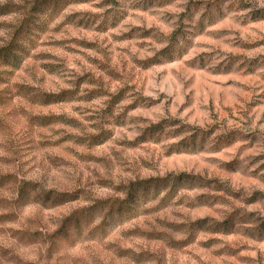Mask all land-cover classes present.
<instances>
[{"label": "rangeland", "instance_id": "obj_1", "mask_svg": "<svg viewBox=\"0 0 264 264\" xmlns=\"http://www.w3.org/2000/svg\"><path fill=\"white\" fill-rule=\"evenodd\" d=\"M40 1L0 0V47L30 28L0 66V264H264V241L195 224L264 220V0ZM150 178L166 208L110 213Z\"/></svg>", "mask_w": 264, "mask_h": 264}, {"label": "trees", "instance_id": "obj_2", "mask_svg": "<svg viewBox=\"0 0 264 264\" xmlns=\"http://www.w3.org/2000/svg\"><path fill=\"white\" fill-rule=\"evenodd\" d=\"M54 3L51 0L45 2L40 1L37 4V8H39V12H43L45 16L49 17L54 10ZM45 5V6H44ZM49 5H51L49 7ZM47 6V7H46ZM261 12H259L260 14ZM25 17H22V20ZM260 18H264V15L259 16ZM20 20L16 27L17 32L13 33L10 40L4 43L0 47V66H7L9 69L17 70L20 62V56L25 52L24 46L19 43V32L22 31L21 40L23 42H29L30 36V28L23 24V21ZM2 76V74H0ZM1 80V78H0ZM64 93L61 95L63 96ZM172 126V125H171ZM159 125H155L149 127L144 130L141 137L145 136L150 129L158 128ZM170 127V126H169ZM180 134V131H175L171 138L177 137ZM195 136H191L187 139H184V144L187 148L191 146V149L195 147L197 141H195ZM183 143V142H181ZM200 146V145H199ZM187 179V178H186ZM191 180V179H189ZM167 179L162 178H150L143 181H138L130 187L128 194L125 199L119 203H113L110 205L109 209H111L110 213H116L117 215H131L135 214L136 210L142 206L146 201V199H150L149 201L156 202L155 209L162 210L168 206V202L175 197V192L171 190H167L164 192V189L167 188ZM215 192L222 191L226 195H229L228 192L224 189L221 190V187L215 186L213 187ZM232 196V195H231ZM23 195L18 197L23 200ZM66 195H58L52 194V192H47L45 194H40L39 200L42 204L49 203V207H56L61 205L66 200ZM156 200V201H155ZM116 206V207H115ZM115 207V212L113 208ZM252 214H248L241 210H230L228 213L224 215V217L220 221H214L212 219H204L202 221H198L195 224H199V229L204 230L206 233L210 234H220V235H232L237 232H244L253 237L256 241L262 242L264 241V220L258 221V223H254V220L251 218ZM79 227V219L76 214H71L64 219H62L61 224L56 231L55 235L60 237L61 239H65L69 237L71 233H76L80 231ZM82 231V230H81Z\"/></svg>", "mask_w": 264, "mask_h": 264}]
</instances>
